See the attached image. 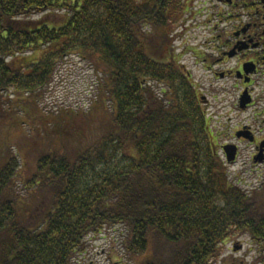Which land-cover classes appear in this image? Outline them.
Wrapping results in <instances>:
<instances>
[{"label": "trees", "instance_id": "obj_1", "mask_svg": "<svg viewBox=\"0 0 264 264\" xmlns=\"http://www.w3.org/2000/svg\"><path fill=\"white\" fill-rule=\"evenodd\" d=\"M172 5L0 0V121L34 123L29 110L76 54L99 63L95 105L108 115L101 136L68 142L75 110L62 109L27 172L0 138V264H75L106 227L125 230L128 256L153 252L141 264H214L238 231L264 241L263 206L230 180L195 89L170 63Z\"/></svg>", "mask_w": 264, "mask_h": 264}, {"label": "rangeland", "instance_id": "obj_2", "mask_svg": "<svg viewBox=\"0 0 264 264\" xmlns=\"http://www.w3.org/2000/svg\"><path fill=\"white\" fill-rule=\"evenodd\" d=\"M207 1L211 2L210 5ZM213 1L215 2V0H173L172 9L174 11L170 18L174 20H171L172 24L168 32L169 50L176 54L177 63L186 67L185 72L191 73L192 79L199 82L198 89H194L200 98H205L203 107H201L207 113L210 129L217 139L218 154L226 163L230 180L244 191L249 192L250 197L254 196L259 200L264 208V163L257 167L254 166L252 159L256 153V145L248 139L237 138V132H232L240 124L251 122L262 124L264 117H259L260 114L257 112L258 118L255 122L252 117L250 119L252 114L249 112L242 113L236 109L231 111L233 100L240 93L232 89L226 90L229 94L225 96L232 103L224 109L227 103L220 102V99L224 97L220 94L215 76L206 72L201 65L196 66L193 58L194 51L199 54L203 52L200 57L206 56L202 45L206 38L205 31L210 32V30H204V27L207 15L211 16V13L205 16L204 12L202 15L199 11L205 7H214ZM196 38L200 39L196 40ZM162 44L160 40V45ZM27 55V58L32 56L31 53ZM97 67L99 63L95 58L91 59L78 54L67 57L64 62L60 63L51 85L42 91L39 103L29 110L32 117H37L34 123L18 128L16 125L11 127L13 120L11 118H4L0 121V138L3 137L9 141L14 152L22 157L20 162L26 172L34 169L35 161L45 146L42 142L51 145L49 132L57 131L53 123L62 109L75 110L72 116H69L70 118L67 117L68 113L62 115V117H67L64 124L67 138L70 140L68 142L74 141L72 139L77 135L76 132L82 133L83 137L89 141L102 135V128L107 125L108 115L105 109H99L95 105L96 88L101 74L100 68ZM261 92L260 88L256 90V94ZM37 132H46V139L43 137L36 144L34 136ZM245 133H251L253 139L257 137L261 142L264 140V132ZM229 144L238 148L239 154L234 164L227 162L223 149ZM18 186L22 189L23 183L19 182ZM125 233L122 227H106L100 233L91 235L87 240L86 251L75 257V264H141L153 255L150 250L141 257L128 256L122 246ZM252 241L253 238L249 232L238 231L231 234L229 240L221 245L220 255L213 261L214 264H264L261 259L264 248L260 247L261 243L256 244ZM236 245H242L243 249L238 252L234 251Z\"/></svg>", "mask_w": 264, "mask_h": 264}, {"label": "flooded vegetation", "instance_id": "obj_3", "mask_svg": "<svg viewBox=\"0 0 264 264\" xmlns=\"http://www.w3.org/2000/svg\"><path fill=\"white\" fill-rule=\"evenodd\" d=\"M208 3L210 5L211 2ZM214 5L199 11L202 15L204 12L205 16L211 13V16L207 15L206 28L204 27V30L210 32L205 31L206 38L202 45L206 56L200 57L203 52L199 54L194 51L195 65H201L206 72L215 76L220 94L224 97L220 102L227 103L224 109L232 103L225 96L229 94L226 90H236L240 93L234 98L231 111L236 109L242 113L249 112L252 114L250 119L252 117L256 122L257 112L259 117H264V0H215ZM198 39L200 38H196ZM171 54L170 63L173 69L177 68L185 80L198 89L199 82L192 79L191 73L185 72L186 67L177 63L176 54ZM258 88L262 89V92L256 94ZM196 95L203 107L205 98H200L198 93ZM261 123L240 124L232 132H264V119ZM263 142L264 140L261 142L257 137L252 142L256 145V153L252 159L256 167L263 164L255 162V158L261 153ZM228 240L229 237L222 244ZM252 242L261 243L260 247L264 248V241L253 238ZM242 249V245L234 246L236 252ZM261 259L264 262V254Z\"/></svg>", "mask_w": 264, "mask_h": 264}, {"label": "water", "instance_id": "obj_4", "mask_svg": "<svg viewBox=\"0 0 264 264\" xmlns=\"http://www.w3.org/2000/svg\"><path fill=\"white\" fill-rule=\"evenodd\" d=\"M241 137L248 139L250 141L254 140L251 133L238 132L237 138H241ZM261 147H262L261 153L255 158L256 163L264 162V142L261 144ZM223 149L226 153L227 162L229 164L235 162L237 154H238V148L235 145L229 144V145L224 146Z\"/></svg>", "mask_w": 264, "mask_h": 264}]
</instances>
